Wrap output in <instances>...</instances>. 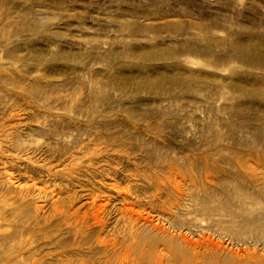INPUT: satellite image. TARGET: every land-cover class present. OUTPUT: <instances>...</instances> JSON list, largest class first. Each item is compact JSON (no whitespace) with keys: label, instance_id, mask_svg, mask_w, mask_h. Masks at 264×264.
<instances>
[{"label":"rangeland","instance_id":"rangeland-1","mask_svg":"<svg viewBox=\"0 0 264 264\" xmlns=\"http://www.w3.org/2000/svg\"><path fill=\"white\" fill-rule=\"evenodd\" d=\"M263 162L264 0H0V264H264Z\"/></svg>","mask_w":264,"mask_h":264},{"label":"bare ground","instance_id":"bare-ground-1","mask_svg":"<svg viewBox=\"0 0 264 264\" xmlns=\"http://www.w3.org/2000/svg\"><path fill=\"white\" fill-rule=\"evenodd\" d=\"M122 29V28H121ZM6 40V39H5ZM192 43V42H191ZM89 44V43H88ZM112 49V48H111ZM97 50V49H96ZM10 53V52H9ZM10 55V54H9ZM154 55V54H153ZM140 56V55H139ZM147 56V55H146ZM2 63V62H1ZM147 66V65H146ZM6 67V66H5ZM49 68V67H48ZM53 68V67H52ZM23 81V80H22ZM4 82V81H3ZM55 83V82H54ZM94 103V102H93ZM83 108V107H82ZM81 108V109H82ZM16 110V109H15ZM121 121V120H120ZM95 122V121H94ZM85 127V126H84ZM142 146V145H141ZM50 148V147H49ZM115 148V147H114ZM113 148V149H114ZM95 151V150H94ZM142 152V151H141ZM96 153V152H95ZM220 153V152H219ZM98 154V153H97ZM145 154V153H144ZM197 155V154H196ZM119 156V155H118ZM250 157V156H249ZM144 159V158H143ZM230 159V158H229ZM233 159V158H232ZM232 159H230V160H232ZM251 159V158H250ZM221 160V159H220ZM245 160V159H244ZM252 160V159H251ZM119 161V160H118ZM118 161H117V163H118ZM126 161V160H125ZM199 161V160H198ZM201 161V160H200ZM233 161V160H232ZM122 162V161H121ZM120 162V163H121ZM159 162V161H158ZM203 162V161H202ZM252 162V161H251ZM70 163V162H69ZM161 163V162H160ZM220 163V162H219ZM264 163V162H263ZM168 165H170V164H168ZM167 165V166H168ZM239 165V164H238ZM173 166V165H172ZM215 166L216 165H214V163L213 162H211V163H206L205 164V168L203 169V170H205L204 171V173L202 174V176H203V178H201L200 179V177L198 178V180H195L194 179V176H192V175H189L188 173L186 174L185 172H182L181 171V173H180V175H179V178H180V180H181V182L183 183V186H185V188L188 190L189 188H194V187H196V186H203V187H206V188H208V190H212V189H214L215 187H216V185L217 184H219L220 183V185H221V183L222 184H224V180L227 178V176H226V174H224V173H217L218 172V170H216V168H215ZM258 166V165H257ZM218 167V166H217ZM240 167V166H239ZM249 167V166H248ZM254 167V166H253ZM189 168H191V166L189 165ZM219 168H221V167H219ZM243 168H245V167H243ZM264 168V167H263ZM169 169V168H168ZM167 169V170H168ZM173 169V168H172ZM192 169V168H191ZM226 169V168H225ZM246 169V168H245ZM245 169H243V170H245ZM255 168H253L252 169V167L250 168L249 167V170L251 171V174H250V176L251 177H253V178H255V180L256 181H258V182H260L261 181V179H262V181L264 182V179L261 177V176H258L256 173H255V170H254ZM171 170V169H170ZM182 170V169H181ZM190 170V169H189ZM193 170H194V168H193ZM193 170H191L190 172L192 173V171ZM227 170V169H226ZM241 170V169H240ZM183 171H185V170H183ZM246 171V170H245ZM247 171H248V169H247ZM261 171V170H260ZM259 172V171H258ZM246 173V172H245ZM250 173V172H249ZM260 173V172H259ZM114 174V173H113ZM172 174V173H171ZM176 174V173H175ZM179 174V173H178ZM193 174V173H192ZM169 175V174H168ZM231 175V174H230ZM246 175V174H245ZM247 175H249L248 173H247ZM114 176V175H113ZM173 176H174V174H173ZM195 176H196V174H195ZM249 176V177H250ZM169 177H171L170 175H169ZM198 177V176H197ZM168 178V177H167ZM236 178V177H235ZM168 179H170V178H168ZM175 181H174V180ZM173 179H171L172 181H174V182H176V187H175V189H174V191H176V196H171V198L170 199H172L173 198V200H174V202L172 201V203L173 204H171V202H170V207H168V209H167V211L168 210H171V212H172V210L173 209H177L180 205H182L181 204V202H183V200H185V193H184V190L182 189V187H181V185H182V183L179 181V182H177L176 180V178H174L173 177ZM238 179V178H237ZM249 179V178H248ZM250 180H251V178H250ZM242 181V180H241ZM249 181V180H248ZM169 182V181H168ZM214 182V183H213ZM237 182V181H236ZM244 182V181H243ZM253 182V181H252ZM170 183V182H169ZM173 183V182H172ZM256 183V182H255ZM160 182H158V184L157 185H159L160 186ZM171 184V183H170ZM227 184V183H226ZM164 185H165V181H164ZM250 185V184H249ZM159 186H157V187H159ZM163 186V185H162ZM171 186V185H170ZM173 186V185H172ZM218 186V185H217ZM224 185H221L220 187H223ZM255 186V185H254ZM264 186V185H263ZM161 187V186H160ZM159 187V188H160ZM164 187H167V186H164ZM174 187V186H173ZM172 187V188H173ZM242 187H243V185H242ZM158 188V189H159ZM168 188V187H167ZM169 188H171V187H169ZM224 188V187H223ZM236 188H237V186H236ZM244 188V187H243ZM163 189V188H162ZM203 189V188H202ZM261 189H263V188H261ZM118 190V189H117ZM186 190V191H187ZM193 190V189H192ZM223 192H224V194L225 195H227V198H230V199H234L233 197H234V195H233V192L231 193L230 191H228V190H224V189H221ZM259 190V189H258ZM168 191V190H167ZM170 191V190H169ZM189 191V190H188ZM187 191V192H188ZM218 191V190H217ZM171 192V191H170ZM186 192V193H187ZM117 193V192H116ZM189 193V192H188ZM199 193V192H198ZM221 193V192H220ZM261 193H263V190L261 191ZM155 194H157V196H158V194L159 193H155ZM162 194V193H161ZM169 194H173V193H169ZM174 194V195H175ZM189 195V194H188ZM187 195V196H188ZM192 195V194H191ZM221 195H223V193L221 194ZM123 196H125V195H123ZM137 196V195H136ZM156 196V197H157ZM160 196V195H159ZM207 196H210V195H207ZM206 196V197H207ZM233 196V197H232ZM126 197V196H125ZM191 197V196H190ZM189 197V198H190ZM241 197V196H240ZM246 197V196H245ZM131 198V197H130ZM138 198V197H137ZM198 198V197H197ZM235 198H236V196H235ZM123 198L121 197V200H122ZM126 199V198H125ZM191 199V198H190ZM209 199H210V197L209 198H206V201L208 200L209 201ZM128 200H129V198H128ZM131 200V199H130ZM124 201V200H123ZM123 201H122V203H123ZM126 201V200H125ZM133 201V200H132ZM189 201V200H188ZM203 201V200H202ZM206 201H205V203H206ZM134 202V201H133ZM132 202V203H133ZM151 202V201H150ZM167 202V201H166ZM193 202V201H192ZM136 203L137 202H135V205H136ZM127 204L128 203H124V206H123V208L124 209H126V211H129V213L130 212H132L133 211V208L132 207H129V206H127ZM130 204V203H129ZM128 204V205H129ZM134 204V203H133ZM138 204V203H137ZM134 205V206H135ZM140 206V205H139ZM163 206H165V205H163ZM168 206V205H167ZM138 207V206H137ZM199 207V206H198ZM181 208V207H180ZM201 208V207H200ZM121 209V208H120ZM155 209V208H154ZM138 210V209H137ZM165 210V209H164ZM155 211H156V209H155ZM162 212V211H161ZM166 212V211H165ZM174 212V211H173ZM158 214V213H157ZM165 214H167V213H165ZM161 215H163V216H166V215H164V213L163 214H161ZM160 216V215H159ZM169 216V215H168ZM162 217V216H161ZM75 218V217H74ZM80 219V218H79ZM147 222V221H146ZM145 222V223H146ZM132 224V223H131ZM144 224V223H143ZM137 225V224H136ZM154 225H155V223H154ZM84 226V225H83ZM132 226V225H131ZM130 226V227H131ZM141 226V225H140ZM139 226V227H140ZM132 227H134V225L132 226ZM155 227V226H154ZM78 233V232H77ZM164 250V249H163Z\"/></svg>","mask_w":264,"mask_h":264}]
</instances>
